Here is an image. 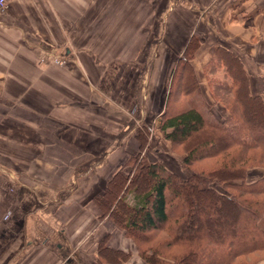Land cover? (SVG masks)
Instances as JSON below:
<instances>
[{
	"label": "crops",
	"instance_id": "1",
	"mask_svg": "<svg viewBox=\"0 0 264 264\" xmlns=\"http://www.w3.org/2000/svg\"><path fill=\"white\" fill-rule=\"evenodd\" d=\"M124 1L6 0L0 11V264L139 263L132 252L100 259L101 241L123 252L131 241L94 201L147 119L136 115L144 16L130 20ZM177 1L162 35L180 56L199 34L191 65L206 102L216 104L203 76L213 46L240 58L251 95L264 93V0Z\"/></svg>",
	"mask_w": 264,
	"mask_h": 264
},
{
	"label": "trees",
	"instance_id": "2",
	"mask_svg": "<svg viewBox=\"0 0 264 264\" xmlns=\"http://www.w3.org/2000/svg\"><path fill=\"white\" fill-rule=\"evenodd\" d=\"M199 46L191 36L176 58L157 126L171 148L182 151L187 176L144 160L149 129L143 126L135 135L137 153L94 201L99 218L107 215L145 264H257L264 259V175L252 181L245 175L264 169V93L250 94L235 53L211 47L203 76L226 112L218 120L191 65ZM97 252L109 261L130 257L104 241Z\"/></svg>",
	"mask_w": 264,
	"mask_h": 264
},
{
	"label": "rangeland",
	"instance_id": "3",
	"mask_svg": "<svg viewBox=\"0 0 264 264\" xmlns=\"http://www.w3.org/2000/svg\"><path fill=\"white\" fill-rule=\"evenodd\" d=\"M177 2V0H125V7H123V9L126 12L129 8L130 20L136 21L137 18L140 20V18H143L142 16H144L146 83L144 84L142 101L140 99L141 103L136 106V111L138 110L139 115H136L140 118V114L143 112L145 114L144 116H147V119L145 122L138 123L139 127H137L135 131L137 132L138 130H141V127L143 126L147 127L149 131L145 137L147 145L141 153V156H143L146 162H161V164L170 172L176 174L181 179H184L187 176V173L182 166V151L173 150L170 144L163 139V134L157 128L160 121L159 116L163 108V99L169 86V74L176 58L178 57L175 52L168 50L169 44L165 40L166 34L162 35V20L164 17H167L168 19L172 9L180 8L176 6ZM119 9L120 7L116 9V14L119 15L118 17H120L122 11L121 9V11H119ZM188 14V21L191 23L194 19L191 20L192 15L190 13ZM192 36L200 39L199 34ZM155 53L158 54L157 59L152 61ZM216 77L220 79L221 74L217 73L215 78ZM216 105L217 104H214L213 110L216 109ZM219 107L220 105L217 108ZM153 116L155 117L153 118ZM133 124H136V122H133L130 125ZM263 175V168H252L246 172L245 180H255ZM259 224L260 227L264 229V218ZM128 252L130 255L131 252L135 254V258L139 262L138 264H145L139 258L132 242L131 250H128ZM257 264H259V262Z\"/></svg>",
	"mask_w": 264,
	"mask_h": 264
},
{
	"label": "built area",
	"instance_id": "4",
	"mask_svg": "<svg viewBox=\"0 0 264 264\" xmlns=\"http://www.w3.org/2000/svg\"><path fill=\"white\" fill-rule=\"evenodd\" d=\"M6 6V0H0V11ZM53 62L56 65L62 66L64 64L63 58H53Z\"/></svg>",
	"mask_w": 264,
	"mask_h": 264
}]
</instances>
